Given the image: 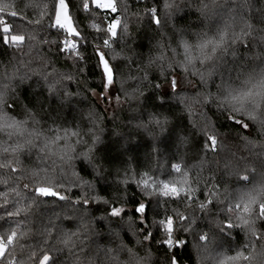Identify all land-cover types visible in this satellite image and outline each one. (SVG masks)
<instances>
[{
  "label": "trees",
  "instance_id": "1",
  "mask_svg": "<svg viewBox=\"0 0 264 264\" xmlns=\"http://www.w3.org/2000/svg\"><path fill=\"white\" fill-rule=\"evenodd\" d=\"M65 1L76 36L55 25L57 0H0V264H202L195 244L203 264H264V80L260 98L242 91L264 77V0ZM66 131L74 152L55 141ZM106 217L150 243L109 238Z\"/></svg>",
  "mask_w": 264,
  "mask_h": 264
},
{
  "label": "rangeland",
  "instance_id": "2",
  "mask_svg": "<svg viewBox=\"0 0 264 264\" xmlns=\"http://www.w3.org/2000/svg\"><path fill=\"white\" fill-rule=\"evenodd\" d=\"M93 3L96 4V5H100L102 3L106 9H108V10L109 9L110 10L112 9L113 10L115 1L114 0H93ZM90 6H91V4H90ZM212 20H214V22H215L214 25L216 26V24H218V23H216L217 20H218L217 17L214 16ZM54 23H55V25H57L60 28L64 29L65 32H66V34L69 35V36H76V35L79 34V32H78V30H77V28H76V26H75V24L73 22V19H72L70 13H69V10H68V7H67V4H66V1L65 0H57L56 14H55V18H54ZM118 29H119V23L118 22H113L111 24V28H110L111 35L112 36H116ZM262 69L259 68L256 71L258 73H256V72H253V73L260 74L259 71H261ZM255 74L249 80H247V82H246V88L244 90H242V91H246L248 93V97H249L248 102H251L253 100V98L257 99V97L260 98L261 95H263L262 85L259 84V80L260 81L264 80V77L259 78L258 75H256L257 76L256 77ZM228 76H229V74L227 75V78H228ZM95 96L97 97L98 101L100 103H102V101H103V100H101L102 97H100L99 95H95ZM109 97H110V95L108 96V99L110 100ZM134 102H136V99H134ZM260 102H262V101H260ZM110 103L112 104V106L114 105V103H112V101ZM263 103H264V101H263ZM104 106L105 107L106 106L109 107L108 104H105ZM135 107L136 108L134 109V113L135 114H138L141 111V107L140 108H138L137 106H135ZM248 109L249 110H252V108H248ZM96 118H97V116L94 115L92 120H93V122L95 124H97V127H98V121L99 120H96ZM139 118L140 117H136V119L140 120ZM135 121L138 122L137 120H135ZM140 121H142V120H140ZM136 122L135 123H132V125H134L135 128L138 127V125L136 124ZM95 130H96V128H93V129L91 128L90 131H89V135L92 136V137H94V139L97 138L96 131ZM73 137H76V135L74 134V132L66 131V132L63 133V135L61 137H59V139H56L55 141H56V143L58 141L59 142H63L62 146L59 147V148H62V151H64L66 149V150H69V151L71 150V151L74 152L76 150H74V147L75 146L72 144ZM94 139H92L91 142H87L88 143V146L86 148H85L86 143L83 140H81V142H80V145H81L82 148L79 146V148H80L79 150H81V152H82V150L85 148V151H86L85 159H87V160H89V158L92 155V152L94 150V147H93V145H94V141L93 140ZM178 139L180 141V138H178ZM126 142H128V141H126ZM53 145H55V144H53ZM124 147H126V146L123 144L122 145L123 150H124ZM75 149H76V147H75ZM80 155H82V154H80ZM147 176H148V174H144L141 177L139 176V178H140L141 182L144 184V186H146L149 189V192H154V193H156L158 195H162L163 197L170 196V195H176V193L173 191V189H174L173 187H171V186H169L167 184L164 185L162 182H158V181H156V180H154L152 178H147ZM134 178L136 179V177H134ZM92 189H93V185L91 186V190ZM92 195H94V194H92ZM95 201H104V200L102 198L101 199L96 198ZM116 213H119L118 216H120L121 214L124 213V210L120 209V211H116ZM115 216L116 215H114L113 217H115ZM85 217H87V218H84V219H88V215L87 214H86ZM115 218H113V219H115ZM118 218L120 219V217H118ZM113 219L111 220V219H109L107 217L104 218V221H105V223H106V225L108 227L107 236L109 238H110V236H112L115 239V237L121 236L124 233H127L129 231V233L132 235V238L134 240V243H141V241H145L146 240L144 238L141 240L140 235H141L142 232H139L137 230V228L135 227L136 226L135 224H130V217L125 218V219L123 218L120 221H114ZM158 225L160 227L162 226L160 224H158ZM165 227H163V226L161 227V230L163 232H164L165 229H167L169 231H172V230L176 231L175 230L176 229L175 225L173 226L172 224L171 225L170 224H167V226H165ZM173 238L174 237H171L169 242L172 241V243H175V240ZM150 241H151V239L148 238V240H146V243H150ZM108 242L109 243H112L111 240H109ZM113 243H116V242L113 241ZM117 243H123V242L117 241ZM0 245H3L7 249V246L4 243H0ZM195 247H196L197 253L200 255V258H201L200 261L203 264L204 261L207 260V257H203L201 255L202 254V252L200 250L201 249V246L195 244ZM137 252H139V251L137 250ZM4 253H3V255H4ZM2 256H0V257H2ZM129 259L131 260L132 258L129 257ZM226 260H229V261L232 262V259L231 258L230 259L227 258ZM208 261H211V260H208Z\"/></svg>",
  "mask_w": 264,
  "mask_h": 264
},
{
  "label": "snow or ice",
  "instance_id": "3",
  "mask_svg": "<svg viewBox=\"0 0 264 264\" xmlns=\"http://www.w3.org/2000/svg\"><path fill=\"white\" fill-rule=\"evenodd\" d=\"M158 22V21H156ZM6 30H10V29H6ZM101 62L103 63V66H104V70L108 73V81L109 83L111 82V68L110 66L107 64L106 61L103 60V58L101 57ZM173 85L175 86L176 85V81H173L172 82ZM235 122L237 123H242L240 121H237L235 119H233ZM246 126V125H245ZM211 143L213 145H215L216 141L214 138H211ZM173 191L175 192V189H173ZM37 193L40 194V195H43V196H54V197H57L58 199H65V197L63 196H60L58 193L54 192L53 190H50V189H46V188H39L37 189ZM245 211H247V208H245ZM137 212L140 213V212H145V205H142V206H138L137 207ZM259 212H260V215L261 216H264V204H261L259 206ZM113 215H119V213H116V212H113ZM226 227L228 228H231V225H226ZM9 243H11V238L9 239ZM6 251V248L3 246V245H0V256L3 255V253ZM48 258L46 257L45 260H47Z\"/></svg>",
  "mask_w": 264,
  "mask_h": 264
},
{
  "label": "clouds",
  "instance_id": "4",
  "mask_svg": "<svg viewBox=\"0 0 264 264\" xmlns=\"http://www.w3.org/2000/svg\"><path fill=\"white\" fill-rule=\"evenodd\" d=\"M250 34V33H249ZM242 37L237 36L236 39H241ZM228 42V32L227 30L222 31L221 33H219V39L217 40H208L206 43L200 45L201 48V55H203V49L205 47H207L208 45H213L212 48V54L208 55V56H204L205 60H210L212 58V55H214L217 51V49H219L220 47H222L223 45H225ZM236 40H233V43H235Z\"/></svg>",
  "mask_w": 264,
  "mask_h": 264
},
{
  "label": "built area",
  "instance_id": "5",
  "mask_svg": "<svg viewBox=\"0 0 264 264\" xmlns=\"http://www.w3.org/2000/svg\"><path fill=\"white\" fill-rule=\"evenodd\" d=\"M114 1H115V4H114V7H113V10L114 11H119L120 10L119 1L118 0H114ZM98 6H99L100 10H105L106 9L102 3L100 5H98ZM154 11H155V9L152 8L151 12H154ZM116 20H117L116 22H119L121 20V17L116 19Z\"/></svg>",
  "mask_w": 264,
  "mask_h": 264
},
{
  "label": "water",
  "instance_id": "6",
  "mask_svg": "<svg viewBox=\"0 0 264 264\" xmlns=\"http://www.w3.org/2000/svg\"><path fill=\"white\" fill-rule=\"evenodd\" d=\"M101 57L103 58V60L104 61H106L105 60V58L101 55ZM101 57H100V60H101ZM107 62V61H106ZM101 64H102V67H103V71H104V76H105V79H106V82L109 84V81H108V73L104 70V66H103V63L101 62ZM108 64V63H107ZM109 65V64H108ZM110 66V65H109ZM110 68H111V66H110ZM114 80V73H113V71H112V68H111V82ZM110 82V83H111Z\"/></svg>",
  "mask_w": 264,
  "mask_h": 264
}]
</instances>
